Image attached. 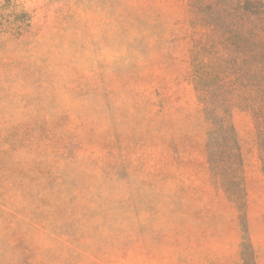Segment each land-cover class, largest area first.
I'll use <instances>...</instances> for the list:
<instances>
[{"label": "rangeland", "instance_id": "374dc122", "mask_svg": "<svg viewBox=\"0 0 264 264\" xmlns=\"http://www.w3.org/2000/svg\"><path fill=\"white\" fill-rule=\"evenodd\" d=\"M183 13L0 0V264H264L254 124L233 111V201L206 160Z\"/></svg>", "mask_w": 264, "mask_h": 264}, {"label": "trees", "instance_id": "16d2710c", "mask_svg": "<svg viewBox=\"0 0 264 264\" xmlns=\"http://www.w3.org/2000/svg\"><path fill=\"white\" fill-rule=\"evenodd\" d=\"M180 1L183 23L192 29L187 77L207 125L206 160L223 192L240 200L245 194L234 110L254 124L264 174V0Z\"/></svg>", "mask_w": 264, "mask_h": 264}]
</instances>
